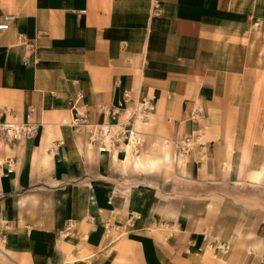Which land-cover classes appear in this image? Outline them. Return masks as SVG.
Returning a JSON list of instances; mask_svg holds the SVG:
<instances>
[{"label":"crops","instance_id":"obj_1","mask_svg":"<svg viewBox=\"0 0 264 264\" xmlns=\"http://www.w3.org/2000/svg\"><path fill=\"white\" fill-rule=\"evenodd\" d=\"M157 2L0 0V264H264V0Z\"/></svg>","mask_w":264,"mask_h":264},{"label":"built area","instance_id":"obj_2","mask_svg":"<svg viewBox=\"0 0 264 264\" xmlns=\"http://www.w3.org/2000/svg\"><path fill=\"white\" fill-rule=\"evenodd\" d=\"M158 2L157 0H153V8L157 9ZM14 19V15L10 13L6 14H0V29H6L11 21ZM153 109V105L148 99H142L140 101L135 102L132 107L130 108L129 114L131 116H138L141 118H144L149 111ZM114 110H112L113 112ZM115 112V111H114ZM198 113V110L195 109L193 111V117L196 118V114ZM69 125L73 128H79L81 126H84L88 124L86 121V116L83 114H75L72 116L71 120L68 122ZM92 125V124H91ZM37 125L33 123L29 115L26 116L24 120H14V119H4L0 117V145L9 144L12 142H15L19 139H23L27 136H30L36 131ZM97 126H92L93 137L92 140L98 139L99 136L103 135V138H100L101 145L100 147L105 149L106 147V141L104 139H108V143L111 141V137L108 134V130L104 127L96 128ZM174 157L175 159L183 158L184 156L188 155V153L193 149L195 145H204V141L202 140V132L201 129L195 130L192 134L185 135L180 139L174 140ZM57 145V144H55ZM5 164V170L6 172L10 171L13 166V161L11 158H7L4 161ZM1 167V162H0ZM132 219V216H130L129 221ZM68 231L66 232V234ZM5 244H6V237L5 233L0 230V257L1 256H7L6 250H5Z\"/></svg>","mask_w":264,"mask_h":264},{"label":"rangeland","instance_id":"obj_3","mask_svg":"<svg viewBox=\"0 0 264 264\" xmlns=\"http://www.w3.org/2000/svg\"><path fill=\"white\" fill-rule=\"evenodd\" d=\"M202 140H205V139L202 137ZM205 144L207 145L206 141H204V145ZM166 151L168 152V150L165 149V152ZM163 160L169 163L170 155H169L168 160H166L163 155ZM243 187H244V190L246 191V195H247L246 198H248L250 202L251 200L254 201V204L256 205V207H258L261 210H264V185H259V184L257 185V184L250 183Z\"/></svg>","mask_w":264,"mask_h":264},{"label":"bare ground","instance_id":"obj_4","mask_svg":"<svg viewBox=\"0 0 264 264\" xmlns=\"http://www.w3.org/2000/svg\"><path fill=\"white\" fill-rule=\"evenodd\" d=\"M250 130V129H249ZM250 134V133H249ZM139 140V137L136 135V133L132 130V131H130V133L128 134V139H127V143H126V145H125V150H126V156H129V149H130V147L131 146H134L136 143H137V141ZM89 149V148H88ZM100 150H103V148H99ZM164 158L166 159V160H168L169 159V153L166 151L165 152V150H164ZM139 162V161H138ZM138 162L136 161V164H138ZM252 176L253 177H258L259 176V172L257 173V172H255V173H253L252 174ZM157 229V228H156ZM168 234V233H167ZM248 241V240H247ZM245 244H248V243H246L245 242ZM224 257V256H223Z\"/></svg>","mask_w":264,"mask_h":264}]
</instances>
